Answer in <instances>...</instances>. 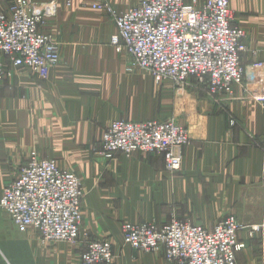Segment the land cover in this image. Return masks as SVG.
Here are the masks:
<instances>
[{
	"label": "crops",
	"instance_id": "obj_1",
	"mask_svg": "<svg viewBox=\"0 0 264 264\" xmlns=\"http://www.w3.org/2000/svg\"><path fill=\"white\" fill-rule=\"evenodd\" d=\"M35 1L57 2L56 19L43 28L60 43L61 61L48 79L22 68L0 85V199L36 152L80 177L82 230L112 244L114 264H172L163 250L144 254L123 237L125 223L163 226L172 214L208 229L229 216L261 226L239 232L245 248L237 261L264 264V0H230L233 25L258 55H244V83L227 97L157 84L114 49V19L92 4L124 11L141 0ZM119 120L187 128L180 172H168L160 155H101L104 131ZM61 244H43L33 229L22 233L0 207V264H82L83 253Z\"/></svg>",
	"mask_w": 264,
	"mask_h": 264
},
{
	"label": "built area",
	"instance_id": "obj_2",
	"mask_svg": "<svg viewBox=\"0 0 264 264\" xmlns=\"http://www.w3.org/2000/svg\"><path fill=\"white\" fill-rule=\"evenodd\" d=\"M92 7L113 14L108 3ZM57 15L56 1L14 0L9 9L0 8V84L20 68L48 79L60 63L61 49L43 26ZM114 15L118 32L111 44L118 53H128L157 84L169 80L182 86L195 79L211 96L227 97L244 83L246 35L233 25L230 0H204L201 5L197 0H142ZM190 144L188 130L175 121L119 120L104 131L100 154L109 159L118 153L160 154L166 169L178 173ZM84 197L77 174L32 152L20 176L3 188L0 207L22 233L37 231L43 244H70L83 237L82 264H114L112 245L82 230ZM243 229L253 235L261 226H244L229 216L208 229L172 218L163 226L124 224L123 237L144 254L163 250L173 264H238L237 254L245 248L238 239Z\"/></svg>",
	"mask_w": 264,
	"mask_h": 264
},
{
	"label": "rangeland",
	"instance_id": "obj_3",
	"mask_svg": "<svg viewBox=\"0 0 264 264\" xmlns=\"http://www.w3.org/2000/svg\"><path fill=\"white\" fill-rule=\"evenodd\" d=\"M13 1L14 0H0V8H2V9H9L10 8V6L13 4ZM142 1V0H141ZM105 3H108L111 7H112V9H113V14L112 13H109V12H107V11H104V10H98V9H95L94 7H92V9H94V10H97V11H102V13H105V14H107V15H109V16H111L113 19H114V22H115V27H116V30H115V33L114 34H116L117 32H118V28H117V25H116V16L114 15V12H116L117 14H122V13H124V12H127L129 9H127V10H124V11H121V10H117L110 2H108V1H104ZM141 3V2H140ZM139 3V4H140ZM138 4V5H139ZM92 5H94V4H92ZM138 5H136V6H138ZM136 6H134V7H136ZM235 27H237V26H235ZM239 28V27H238ZM44 29V28H43ZM44 31H46V30H44ZM48 32H51V31H48ZM52 33V32H51ZM53 34V33H52ZM113 34V35H114ZM112 35V36H113ZM53 36H54V34H53ZM112 36H111V38H112ZM56 39V38H55ZM57 41V40H56ZM58 42V41H57ZM245 43H246V41H244ZM59 43V42H58ZM110 43H111V39H110ZM59 45H60V43H59ZM112 45V44H111ZM246 45H247V43H246ZM113 46V45H112ZM114 47V46H113ZM247 48H248V51L245 53V54H247L248 52L249 53H251L252 54V56L254 57V56H257L258 55V53H257V51L256 50H252V49H250L249 47H248V45H247ZM60 49H61V45H60ZM114 49H115V47H114ZM116 50V49H115ZM117 51V50H116ZM121 53H123V52H121ZM126 53V52H125ZM244 54V55H245ZM127 55L129 56V58H130V64H131V66H133V67H135V68H139V69H142V68H140V67H138V66H135L134 65V63H133V58L127 53ZM244 55H243V57H244ZM61 61V60H60ZM244 67V66H243ZM20 69H22V68H20ZM20 69H17V71L18 70H20ZM27 69V68H26ZM244 69H245V67H244ZM143 70H145V69H143ZM31 71V70H30ZM15 72H16V70L14 71V74H15ZM245 73H246V69H245ZM150 74V73H149ZM151 75V74H150ZM152 76V75H151ZM13 78V77H12ZM163 83H170V84H172V86H173V88H175V89H185V88H187V87H190V88H192V89H199V88H201V89H204L205 91H207L206 89H205V87H203L202 85H200L199 83H197V81H195V79H191V80H189L188 81V83L187 84H185V85H182V86H176L174 83H172L171 81H169V80H167V81H165V82H163ZM163 83H161V84H163ZM1 85V84H0ZM209 94V93H208ZM202 96V95H201ZM167 121H170V120H167ZM171 121H174V120H171ZM177 123V122H176ZM181 126V125H180ZM183 127V126H182ZM185 128V127H184ZM187 129V128H186ZM188 130V129H187ZM189 132V131H188ZM101 147V146H100ZM143 154H146V153H143ZM155 155H160V154H155ZM160 156H162V157H164L163 155H160ZM126 157H129V156H126ZM164 160H165V158H164ZM55 161H57V160H55ZM58 163V162H57ZM59 165V164H58ZM165 167H166V162H165ZM167 170V169H166ZM168 171V170H167ZM169 172V171H168ZM180 172V171H179ZM171 173V172H170ZM172 174H176V173H172ZM83 186V185H82ZM83 190H84V188H83ZM84 194H85V192H84ZM85 198V197H84ZM83 202H84V200H83ZM82 209H83V207H82ZM172 218H177V219H181V218H179L176 214H172L171 215V219H170V221L172 220ZM182 220H187V219H182ZM169 221V222H170ZM187 221H189V220H187ZM152 223H156V222H152ZM126 224V223H125ZM85 232V231H84ZM92 236V235H91ZM93 237V236H92ZM94 239H96V240H98V241H105V240H101V239H98V238H95L94 237ZM81 241L84 243V240H83V237H81L77 242H75V243H66V244H61V245H66V246H68L69 248H71V249H74L77 253H78V258H80V255L82 254V253H84V251H85V243H84V245H81L80 243H81ZM105 242H108V241H105ZM109 243V242H108ZM58 244H60V243H54V244H52V245H58ZM109 244H111V243H109ZM83 246V247H81V246ZM112 245V244H111ZM113 248V247H112ZM114 251V250H113ZM114 255H115V252H114ZM82 256V255H81ZM116 255H115V261H116ZM166 258V257H165ZM115 261H114V263H115ZM238 262V261H237ZM170 263V262H169ZM173 264V263H172Z\"/></svg>",
	"mask_w": 264,
	"mask_h": 264
}]
</instances>
